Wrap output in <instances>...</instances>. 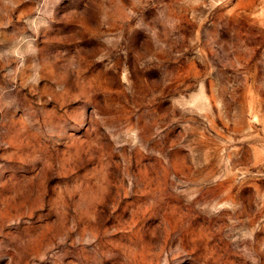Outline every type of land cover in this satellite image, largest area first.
<instances>
[{"label":"rangeland","instance_id":"obj_1","mask_svg":"<svg viewBox=\"0 0 264 264\" xmlns=\"http://www.w3.org/2000/svg\"><path fill=\"white\" fill-rule=\"evenodd\" d=\"M0 264H264V0H0Z\"/></svg>","mask_w":264,"mask_h":264}]
</instances>
